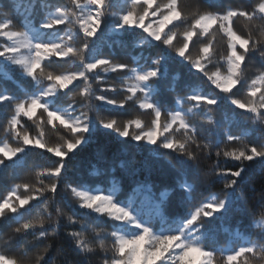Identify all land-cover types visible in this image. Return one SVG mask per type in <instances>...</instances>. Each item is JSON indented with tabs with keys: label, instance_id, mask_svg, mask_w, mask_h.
<instances>
[{
	"label": "snow or ice",
	"instance_id": "1",
	"mask_svg": "<svg viewBox=\"0 0 264 264\" xmlns=\"http://www.w3.org/2000/svg\"><path fill=\"white\" fill-rule=\"evenodd\" d=\"M70 3L71 7L55 0H12V12L26 15L19 22L9 13L0 19V73L5 66H15L34 89H22V95L0 90V105L11 107L4 132L14 140L0 145V170L24 167L27 155L36 149L59 158L39 173L50 177V184H16L0 199V242L8 246L7 251L0 248V264H57V257L59 264L264 260V232L253 239L248 231L264 229V185L259 196L251 198L249 191L254 189L245 187L250 162L264 168V0L250 7L200 0L192 8L183 0ZM37 13L42 14L38 21ZM240 20L250 26L249 31L235 27ZM218 35L224 41L223 52L217 49ZM121 36H138L134 48L159 50L149 57L133 56L131 64L103 55L102 46L111 47L110 38ZM253 60L260 67L249 76ZM68 61H78L79 69L52 67ZM174 65L187 68L189 76L195 75L213 91L183 79ZM100 72L127 73L119 87L109 84L102 89L122 92V99L93 93V77L104 83ZM225 102L231 118L222 112L220 119H214L212 113ZM129 104L150 113L152 119L145 122L136 115L120 121L101 115V106L124 109ZM200 114L213 125L203 141V130L194 120ZM239 116H250L252 125L258 126L259 144L244 143L248 131L237 135L229 130L239 123L235 119ZM32 126L35 135L29 131ZM46 130L57 134V142H49ZM113 136L116 141L109 144ZM232 142L242 146L219 148ZM93 144V156L103 167L93 165L89 175L100 177L107 185L103 189L69 178L71 160ZM214 149H218L215 161L206 169L202 161L211 159ZM141 150L147 156L138 163L135 153ZM222 158L237 163L225 167ZM220 185L218 191H210ZM58 189L71 210L65 212V206L57 203L53 214L49 203L56 202ZM41 205L46 215L24 218ZM234 217H239L235 230H224L240 243L233 246L230 240L219 245L217 223ZM64 219L74 226L67 232V246L49 243L36 251L38 242L57 237ZM245 220L248 224L241 230ZM10 221L17 226L11 227ZM28 235L33 240H26Z\"/></svg>",
	"mask_w": 264,
	"mask_h": 264
},
{
	"label": "trees",
	"instance_id": "2",
	"mask_svg": "<svg viewBox=\"0 0 264 264\" xmlns=\"http://www.w3.org/2000/svg\"><path fill=\"white\" fill-rule=\"evenodd\" d=\"M57 3L66 4L69 7H71L70 0H55ZM160 2V0H158ZM219 4L222 7L227 6H238L243 5L245 7H250L252 4L256 2V0H218ZM183 3L188 8H192L194 5L200 3V0H183ZM0 6L3 7V12H0V19L4 18V13H9L15 16V19L17 22L22 18L23 15H26V13L23 12H12L11 6H12V0H0ZM202 8H206V5H202ZM218 10V9H213ZM42 17L41 13H37L36 19L37 21ZM257 23H261L260 21H257ZM19 26V23H18ZM63 27V26H61ZM235 27L242 33H245L249 31L250 26L246 24L245 21L240 20L236 23ZM256 35H259L258 32L254 33ZM79 35V34H78ZM139 39L138 36L130 37V36H121V37H111L110 43L111 47L108 45L102 46V54L103 55H112L114 58L122 63H132L133 56H141L143 54V57H149L150 55H154L155 52H157L158 48H149V47H143V48H134V42ZM119 41V43H115L114 41ZM218 44L217 49L220 52L224 51V41L220 38V36H217ZM179 41V37L177 38V42ZM77 45H80L82 41L80 39H77L75 41ZM195 49H193V52L195 53ZM53 68H55L57 71H76L79 69V62H72L68 61L67 63H62L59 66L53 65ZM260 65L258 60H253L251 63L248 64V74L249 76L254 75L257 70L259 69ZM174 71L180 72L183 79L188 80L191 79L198 83L200 87L208 93H211L213 91L212 87L205 83L203 80H200L195 75L189 76L187 68L180 67L177 65L173 66ZM99 71V70H98ZM6 74V75H5ZM127 75V73H109L104 74L102 72L99 73L100 78L104 81V83H97V80L95 77L90 81L92 84V89L94 94H103L108 95L110 97L116 98V99H122L124 93L122 92H103L102 89L107 87L109 84H116L118 87L121 84L122 80L121 77ZM79 83V82H77ZM22 89H27L28 91H33V85L24 78L19 70L15 66H5L3 69V72L0 73V90H8L16 95H22ZM181 95L184 93L181 92ZM239 96H242L243 93H238ZM75 101L77 104H79L81 101L80 96H75ZM65 102L67 101V98H65ZM94 103H97L94 101ZM174 104V101H171L169 103V107H172ZM185 107H188V105H185ZM224 112L227 114L229 118H231V112L229 110V106L227 102H225L223 105L220 106L219 109L214 111L212 113V116L214 119L218 120L221 118V113ZM11 115V107H5L3 105H0V145H2L4 142H7L9 144H14V140L11 136L7 135L4 132V126L7 123V119ZM101 115L107 118H116L120 121L127 120L133 116L140 115L141 118L145 122H149L152 117L151 114L148 112H143L137 109L134 105H127L124 109H113L111 106H107L106 108L104 106H101ZM203 114L197 115L194 117L195 121L199 122V126L202 128V136L201 140L203 141V137L207 136V129L213 127V125H210L206 119L202 118ZM239 123H233L229 130L233 132V134H241L242 131H248L249 135L245 139L244 143H248L251 141L252 143L259 144L261 141L260 133L256 130L258 126H253L251 123L250 116H239L235 118ZM29 131L32 135L36 134V129L34 126L29 128ZM46 137L49 140L50 143H55L58 140V136L53 131L46 130ZM116 138L113 136L111 140H109V144L115 143ZM241 144L237 142H232L231 144H221L219 146L220 149L225 148H231V147H240ZM96 145L93 144L88 149H86L85 153L81 156L75 157L71 160L70 163V172H69V178L75 183V182H88L94 187H102L105 188L107 185L102 182L100 177L97 176H90L89 173L92 170L93 165H97V167H103L102 164L98 163V161L94 158L93 153L95 150ZM218 149H214L212 152V158L211 159H204L202 161L203 166L206 169H210L213 162L215 161V151ZM137 162H141L145 159L147 156L146 151H139L135 153ZM59 158L54 157L52 154L47 153L45 150L36 149L30 152L25 161V166L21 168H8L5 170H0V199H2L4 196L7 195V193L16 185V184H22V183H30L34 187H40L41 181H43V185L47 186L52 182V179L48 177L47 175H39L45 168L52 167L55 165L56 160ZM222 163L225 167L234 166L235 163L233 161H227L222 158ZM250 168L248 169V180L245 185L246 189H254V191H249V196L251 197H258L259 193L261 191L262 185H264V168L261 167V165L258 162H250ZM219 187H222V185L217 187L210 188V191L215 192L219 190ZM59 195L56 198V202L49 203V210L55 214V208L57 206V203L62 204L64 207L65 212L70 211L71 209L67 207V197L64 195L62 190L58 189ZM20 194L24 195L23 189L20 190ZM124 194L126 195L127 192L124 191ZM48 195H51L50 193ZM207 195V192L205 193ZM33 204H36V201L32 202ZM28 207H31L28 206ZM37 214L40 215H46V213L42 210V205L38 206L37 208H33L32 211L25 215V219L29 217H33ZM83 214L82 211L80 213ZM259 219V217H257ZM239 221V217H234L230 222H225L224 224H220L219 222L216 225L217 231H216V239L219 245L227 244L230 240L232 241L233 246L236 244H239L240 241L234 240L232 237L229 236L228 232H225V228H228L229 231H234L237 223ZM11 227L17 226L15 221L9 222ZM248 224V220H245L243 222L241 230L244 229ZM74 226L68 225L66 222V219L61 221V228L59 230V233L57 237H49L48 239L42 240L38 242L36 251H40L43 249V247L49 243H52L54 246L59 243H65V246H67V232L73 230ZM51 231V229H49ZM249 232L253 233V239H256L257 236L264 232V229L255 228V229H248ZM8 232L10 234L11 229H8ZM26 240L31 241L33 240V235H28L26 237ZM21 245H17L19 247ZM0 248H3L5 251L8 250V246L3 245L2 242H0ZM13 252H15V248L12 249ZM35 253H33L34 255ZM57 264H59V257H57ZM217 264H221L220 259L217 260ZM253 264H264V260L259 259L257 257Z\"/></svg>",
	"mask_w": 264,
	"mask_h": 264
},
{
	"label": "rangeland",
	"instance_id": "3",
	"mask_svg": "<svg viewBox=\"0 0 264 264\" xmlns=\"http://www.w3.org/2000/svg\"><path fill=\"white\" fill-rule=\"evenodd\" d=\"M98 188L103 189L102 187H98Z\"/></svg>",
	"mask_w": 264,
	"mask_h": 264
}]
</instances>
